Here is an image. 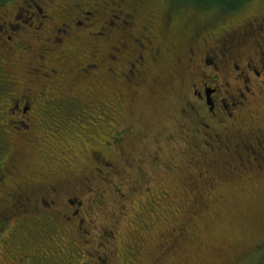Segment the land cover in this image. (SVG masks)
I'll return each instance as SVG.
<instances>
[{
  "label": "flooded vegetation",
  "instance_id": "obj_1",
  "mask_svg": "<svg viewBox=\"0 0 264 264\" xmlns=\"http://www.w3.org/2000/svg\"><path fill=\"white\" fill-rule=\"evenodd\" d=\"M32 3L35 7L31 9L16 8V12L29 15L22 23L6 21L8 15L5 13V17L0 16V20L4 21L0 25V47L4 48L1 54L14 55L17 52L21 56L20 61L15 60L12 64L15 70L0 72L10 79L3 80L8 86L5 98L10 117L24 119L8 121L16 124L14 129L18 132L13 145L31 144L25 138L26 132L20 135L19 130L31 132L36 127L33 111L40 96H46L47 101L52 103L53 107H49L52 113L53 110L63 113L69 106L77 108L83 105L86 109L97 105L96 109L100 110L97 87L105 85L109 87L112 101L102 106L107 108L113 124L109 125L111 130L106 135L109 140H101L97 131L100 127L95 125L82 128L83 134L76 138L87 143L84 149L91 162L103 160L110 171H114L119 164H122V169L125 165L131 170L130 162L134 159L126 146L133 143L134 135L132 127L126 125L123 98L130 96L132 103L142 92L146 95L157 93L159 88H168L176 81L173 100L181 105L176 111L187 120L183 124L184 134L178 136L180 143L173 139V146L181 145L184 154L197 152L195 154L199 158L206 156V162H214L207 156V153H214L226 165L216 178H212L214 182L209 186L214 187L217 181L226 185L232 179L242 178V181L264 175V126H259L257 117L260 115L258 109L264 108V9L257 11L260 17L253 15L227 23L214 21L205 26L176 15L155 21L152 17L140 15L135 7L136 0H32ZM250 4H246L243 10ZM3 5V2L0 3V6ZM81 6L87 7L90 12H83ZM36 19L38 21H34ZM90 20L95 22L87 24L86 21ZM29 31L39 43L38 54L26 41L25 35ZM84 40L90 43L85 44ZM80 43L85 48L76 52ZM86 49L88 52L85 54ZM81 51L82 54H79ZM26 54L33 56L38 63L33 66L30 62L29 68L21 74L22 66L19 65ZM79 56L85 60L83 63L78 61ZM38 76L42 78L40 88L34 85ZM49 83L53 85L47 87ZM11 85L17 88L12 90ZM42 115L46 118V114ZM49 115L52 116L51 113ZM122 124L126 126L121 130ZM2 134L0 141L3 138L8 140L7 134ZM157 135H160L159 131ZM6 140L1 142L0 149L7 148ZM74 147V139L70 143L64 140L57 152L67 153L72 161L80 163L85 156H76ZM239 151L241 156L236 157ZM198 163L200 166L205 161L199 159ZM7 165L8 160L0 161V187L14 174L8 171ZM65 166L62 170L66 172L74 168L71 164L67 166L69 168ZM35 176L34 180L29 178L25 181V190L20 191L17 187L6 194L10 208L7 213L0 214V264H65V256L68 259L69 255L71 259L67 264H86L82 263V259L75 261L72 249H61V253L51 256L45 253L44 244L28 243L30 236L27 235L26 241L15 243V238L24 240L21 229L10 233L9 237L4 236L8 218L23 217L28 212L22 205L33 204L32 209L36 206L38 210L39 200L34 197L44 192L43 186L48 183H45L46 173L38 172ZM60 187L59 183L53 185L52 193H58ZM28 191L35 192L32 198L26 196ZM47 192H50L48 188ZM42 202L46 207L56 203ZM69 204L82 206L76 199L69 200ZM19 206V209L16 208ZM64 211L57 209L58 214H64ZM79 214L80 209L75 208L69 209V214L65 215L76 218ZM83 222L81 219L78 223L82 225ZM184 227L172 228L166 241L158 248L170 250L184 241ZM37 232L46 233L31 230V234Z\"/></svg>",
  "mask_w": 264,
  "mask_h": 264
},
{
  "label": "rangeland",
  "instance_id": "obj_2",
  "mask_svg": "<svg viewBox=\"0 0 264 264\" xmlns=\"http://www.w3.org/2000/svg\"><path fill=\"white\" fill-rule=\"evenodd\" d=\"M249 3L246 10L229 14L186 7L176 16L188 17V21H197L205 26L214 21L227 23L241 20L242 17H260L257 11L264 9V0H250ZM136 5L140 15L152 17L155 21L165 16L171 17L167 0H136ZM18 6L27 10L34 5L32 0L5 2L0 6V16L5 17L3 13L7 14L6 21H13V24H17L15 21L24 22L29 15L16 12ZM81 9L90 12L87 7L81 6ZM92 20L86 23L93 24L95 21ZM2 23L4 21L0 20V25ZM25 38L35 54H38L39 43L32 32L29 31ZM84 43L90 42L84 40ZM81 44L75 46L76 52L85 48ZM1 52H4V48L0 47V72L12 68L15 70L12 64L15 60L20 61V53L6 55ZM47 61L50 59L45 61L46 64ZM78 61L83 63L85 60L79 56ZM30 62L37 66L38 61L33 56L24 55L19 65L22 66L21 74L29 68ZM1 80L10 79L7 74L0 73V138L2 133H6L8 139L0 141L1 144L6 140L8 144L6 149H0V161L8 160V171L14 174L0 187V214L7 213L6 210L10 208L6 194L17 187L20 191L25 190V181L29 178L34 180L37 176L35 173H46L45 183H48L43 186L44 192L34 197L39 200V211L36 206L32 209L33 204L22 205L29 213L23 217H9L3 232L5 237L21 229L24 240L15 238V243L26 241L27 235L30 236L28 243L44 244L45 253L51 256L61 253V249H72L75 261L82 259V263L86 264H260L263 260L264 175L244 178L242 181V178L232 179L226 185L217 181L214 187L209 186L214 182L212 178H216L219 173L209 170L212 168L208 165L211 160L206 162V156L199 158L191 153L184 154L181 145L173 146V139L180 143L178 136L184 134L183 124L187 120L181 112H177L180 102L173 100L176 81L168 88H159L157 93L146 95L142 92L132 103L130 96L123 98L126 125L132 127L134 135L133 143L130 142L126 147L134 160L130 162L131 170L125 165L122 169V164H119L114 171H110L103 160L91 162L90 155L84 149L87 143L76 138L83 134L82 128L95 125L100 127L97 131L101 140H109L106 135L111 130L109 125L113 124L109 120L107 108L102 107L112 103L109 87H97L100 110L96 109L97 105L86 109L82 104L77 108L69 106L63 113L59 110H53L52 113L49 110V107H53L52 103L47 101L46 96H40L37 99L38 106L33 111L36 127L31 132L19 130L20 135L26 132L25 138L31 144L20 146L13 145L18 134L14 129L16 124L8 121L24 119L10 117L9 104L5 98L8 86ZM35 81L34 85L40 88L42 78L38 76ZM82 84L85 82L82 81ZM49 85L53 84L49 83L47 87ZM11 87L12 90L17 88ZM258 112L259 126H264V108L258 109ZM42 114H46V118ZM158 131L160 135H157ZM71 139H74L75 155L85 156L80 163L72 161L67 153L63 155L57 152L64 140L70 143ZM208 157L213 158V155ZM199 159H204L205 164L197 167ZM213 161L216 167L223 168V162H219L218 158H213ZM70 164L74 167L70 172L62 170L65 165L69 168L67 166ZM57 183L61 185L59 194L51 191ZM47 188L50 192H47ZM34 193L28 191L26 196L32 198ZM71 199L81 202L82 206L70 205ZM42 201L56 203L46 207ZM75 208L80 209L78 217H67L69 209ZM57 209L65 210L64 214H58ZM81 219L84 220L82 225L78 223ZM183 226L184 241L170 250L158 248L160 243L166 241L172 228ZM32 229L46 233L31 234ZM68 259H71L70 255ZM68 259L65 256V264Z\"/></svg>",
  "mask_w": 264,
  "mask_h": 264
},
{
  "label": "trees",
  "instance_id": "obj_3",
  "mask_svg": "<svg viewBox=\"0 0 264 264\" xmlns=\"http://www.w3.org/2000/svg\"><path fill=\"white\" fill-rule=\"evenodd\" d=\"M249 1L250 0H167L168 7H170L171 12H172L170 14L171 16L178 15V12L186 9V7H192V9H201V11L202 10H204V11L216 10V11L220 12L221 15H223L225 13L229 14V13H234V12L242 10L243 8L246 7V4H248ZM2 2L5 3V2H8V0H0V3H2ZM195 153L197 154V152H195ZM195 153L194 154L192 153V155H196ZM205 153H207V152H205ZM207 155L208 156L213 155V158H216L214 153L212 154L210 152V153H207ZM224 156H228V154L227 155L224 154ZM235 156L236 157L241 156L240 151L238 153H236ZM218 159H219V162H223V160L220 157H218ZM223 159H225V157ZM214 163L215 162H211V164H208L210 167H212V168H209V170H215L216 173H217V171H219V174H220L223 170H221V168H219L220 166L216 167L214 165ZM203 165H204V163H203ZM193 166L195 167L196 165H193ZM225 166L226 165H224V163H223V167H225ZM260 264H264V258H263V260L260 261Z\"/></svg>",
  "mask_w": 264,
  "mask_h": 264
}]
</instances>
